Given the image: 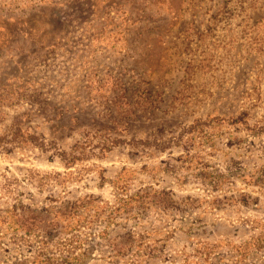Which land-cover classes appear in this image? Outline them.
<instances>
[{
    "label": "rangeland",
    "instance_id": "374dc122",
    "mask_svg": "<svg viewBox=\"0 0 264 264\" xmlns=\"http://www.w3.org/2000/svg\"><path fill=\"white\" fill-rule=\"evenodd\" d=\"M0 264H264V0H0Z\"/></svg>",
    "mask_w": 264,
    "mask_h": 264
}]
</instances>
